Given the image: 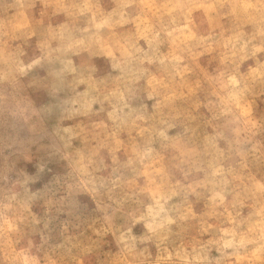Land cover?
<instances>
[{"label": "clouds", "instance_id": "1", "mask_svg": "<svg viewBox=\"0 0 264 264\" xmlns=\"http://www.w3.org/2000/svg\"><path fill=\"white\" fill-rule=\"evenodd\" d=\"M0 264H264V0H0Z\"/></svg>", "mask_w": 264, "mask_h": 264}]
</instances>
